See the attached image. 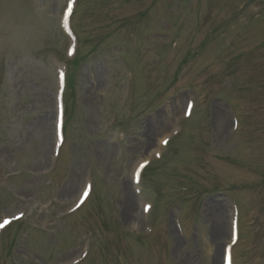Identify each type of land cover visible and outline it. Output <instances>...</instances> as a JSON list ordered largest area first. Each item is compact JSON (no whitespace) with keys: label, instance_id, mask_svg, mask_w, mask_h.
I'll use <instances>...</instances> for the list:
<instances>
[{"label":"rangeland","instance_id":"1","mask_svg":"<svg viewBox=\"0 0 264 264\" xmlns=\"http://www.w3.org/2000/svg\"><path fill=\"white\" fill-rule=\"evenodd\" d=\"M65 3L0 0V221L23 214L0 264H222L236 209L233 264H264V0H79L56 159L49 56L64 48ZM87 182V203L64 216Z\"/></svg>","mask_w":264,"mask_h":264},{"label":"bare ground","instance_id":"2","mask_svg":"<svg viewBox=\"0 0 264 264\" xmlns=\"http://www.w3.org/2000/svg\"><path fill=\"white\" fill-rule=\"evenodd\" d=\"M78 7V6H77ZM77 9V8H76ZM75 13V12H74ZM73 13V14H74ZM125 61H122V62H124V63H127V66H128V68H129V70H127V74H126V76H129V78H130V81H134V86L132 87V89H131V92L130 93H133V90H134V87H137L138 85H139V82L137 81V75L135 74V72H134V77H132L131 76V74H132V69H134L135 67H134V65H130V63L128 62V60H126V59H124ZM136 69V68H135ZM131 102L132 103H134L135 105H136V103H135V100H136V98H134V96H132L131 97ZM193 115V112L191 113V115H190V117ZM193 117V116H192ZM192 117L190 118V120L192 119ZM189 120V121H190ZM188 121V122H189ZM187 122V123H188ZM233 122H235L236 124H238V127L240 128V130H241V126H242V123H240L241 121L240 120H238V122L237 121H233ZM46 127H47V124L45 123L44 124V126H43V128H45L46 129ZM183 133V132H182ZM181 133V134H182ZM240 133V132H239ZM239 133H236L234 136H236V135H238ZM180 134V135H181ZM180 135H178L176 138H178V137H180ZM175 138V139H176ZM174 139V140H175ZM163 140V139H162ZM167 146V145H166ZM158 154V152L156 151V152H154V156H156ZM156 158L157 159H159L157 156H156ZM164 158H162V159H160V161L159 162H161L162 160H163ZM158 161V160H157ZM151 162L150 161H148V160H140V161H138V162H136V164L134 165L135 167H134V169H133V172H132V177L134 176V174H137V173H140L142 170H143V168L144 167H149L148 165L150 164ZM141 165H144V167H140ZM125 191V207H124V210H123V217H124V220H125V223H127V224H135V222H136V220L138 219V216H137V206H136V204H135V197L132 195V193L130 192V189H129V187H127V188H125L124 189ZM90 200H92V199H90ZM89 203H90V201H89ZM88 203V204H89ZM142 209H143V207H142ZM78 213H80V211L78 212ZM218 214V213H217ZM217 216H220L219 214L217 215ZM142 217V216H141ZM240 217H241V211H239V225H240ZM179 220H180V222H181V218H180V216H179ZM182 223V222H181ZM219 226V225H218ZM238 229H239V232H240V226H238ZM154 235V234H153ZM240 242V234H239V239H238V242L237 243H239ZM67 263V262H66Z\"/></svg>","mask_w":264,"mask_h":264},{"label":"snow or ice","instance_id":"3","mask_svg":"<svg viewBox=\"0 0 264 264\" xmlns=\"http://www.w3.org/2000/svg\"><path fill=\"white\" fill-rule=\"evenodd\" d=\"M71 12H72V8H71V5H69L68 14H71ZM64 22H65V25H67V23H68L67 16L65 17ZM164 143L166 144L167 141H164ZM140 167H144V165H141ZM88 195H89L88 191L83 192L79 203L76 205L77 208L80 207L85 202L86 198H88ZM7 223H9V221H7V220L4 221L3 223H0V228H3ZM233 242L235 243V239L233 240Z\"/></svg>","mask_w":264,"mask_h":264}]
</instances>
